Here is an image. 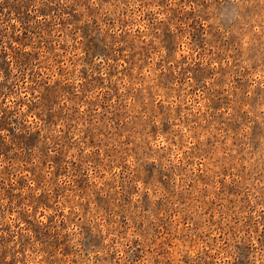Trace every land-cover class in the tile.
I'll return each instance as SVG.
<instances>
[{"label":"rangeland","instance_id":"374dc122","mask_svg":"<svg viewBox=\"0 0 264 264\" xmlns=\"http://www.w3.org/2000/svg\"><path fill=\"white\" fill-rule=\"evenodd\" d=\"M0 264H264V0H0Z\"/></svg>","mask_w":264,"mask_h":264}]
</instances>
